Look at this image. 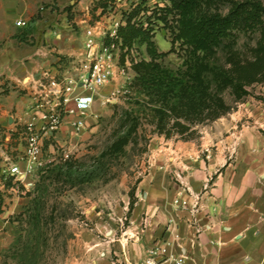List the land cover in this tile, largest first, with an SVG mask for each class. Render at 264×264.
I'll use <instances>...</instances> for the list:
<instances>
[{"label": "crops", "instance_id": "0c3cea01", "mask_svg": "<svg viewBox=\"0 0 264 264\" xmlns=\"http://www.w3.org/2000/svg\"><path fill=\"white\" fill-rule=\"evenodd\" d=\"M110 1L0 0V90L6 82L16 89L6 96L0 94V137L4 136L0 154L2 146L11 148V137L28 120L35 83L43 73L79 75L87 31L95 23L89 22V7L110 23L121 19L132 4L152 5L160 0H115L121 10L107 16L111 5L105 10L102 5ZM38 3L56 4L59 17L54 18L48 6L35 32L24 39L16 32L25 25L15 22L28 19ZM72 23L82 30L80 34L72 31ZM238 123L214 133L206 130L200 144L165 142L153 148L149 168L137 182L132 210L128 190L125 205L118 210L121 216L128 210L118 237L106 243L96 239L76 243L78 250L70 264H138L146 258L148 247L164 241L170 242L169 250L175 256H185L184 264H264V108L255 111L252 122ZM57 138L74 139L70 119ZM176 173L199 196L195 213L173 205L181 189L172 179Z\"/></svg>", "mask_w": 264, "mask_h": 264}, {"label": "rangeland", "instance_id": "374dc122", "mask_svg": "<svg viewBox=\"0 0 264 264\" xmlns=\"http://www.w3.org/2000/svg\"><path fill=\"white\" fill-rule=\"evenodd\" d=\"M230 1L246 0H219L216 2L217 8L226 12ZM260 1L264 4V0ZM118 4L106 10V15L118 13L121 10ZM156 4L168 2L160 0ZM48 6H52L54 18L59 17L60 8L56 4L38 3L28 19L21 18L26 20L25 26L18 28L16 33L24 39L30 38L29 35L35 32L36 22L43 18L42 12ZM89 11V22L93 23L102 16L91 7ZM113 20L106 26L109 27ZM152 26L156 50L165 53L157 60L161 66L175 75L189 69V49L179 42L172 45L168 26L161 23H153ZM71 29L79 34L82 31L76 23L71 24ZM260 36V31H235L232 48L234 61L244 64L254 60L253 48ZM131 53L128 55L129 62L131 58L150 60L144 43L136 42ZM228 55L226 49L218 47L207 59L212 70H207L205 74L211 80L212 91L216 90V83L222 80L219 73H225L230 79L218 91L229 110L215 119L206 116L196 120L183 135L175 132L171 137H165L156 132L153 109L159 105L158 98L133 86L136 75L130 68H125L123 74L117 72L114 79L95 93L85 129L74 139L61 140L65 145L62 149L69 153V157L64 160L59 156L62 150L57 151L54 162L36 170L24 183L14 182L13 179L10 181L9 178V167L23 154L25 147L21 135H13L11 148L2 146L4 152L0 154V195L3 198L0 211V264H70L71 256L78 250L76 243L93 242L94 239L102 243L111 241L112 237L120 234V226L127 223L125 215L128 210H124L122 216L118 210L121 211L125 205L123 199L127 190L129 196V192L136 190L137 182L147 172L153 148L165 142L178 144L190 141L200 144L206 130L214 133L217 128H225L236 121H239V125L245 121L252 122L255 111L264 108V81L246 84L244 88L247 94L236 98V72L230 69ZM119 62L120 57L116 59V64ZM2 88L0 94L4 96L16 90L7 82ZM18 93L23 94L24 90H18ZM128 115L138 121L136 133L131 134V140L123 151L111 154L108 152L110 146L125 135L131 125ZM180 120L189 125L184 118ZM186 135L190 136L189 139H184ZM2 142L4 136L0 137ZM45 154L52 156L51 152ZM5 155L9 156L7 160H4ZM180 173L172 174V179L181 186L177 175L183 182L184 178ZM112 230L115 231L113 234L110 233ZM81 231L88 235L82 237Z\"/></svg>", "mask_w": 264, "mask_h": 264}, {"label": "trees", "instance_id": "16d2710c", "mask_svg": "<svg viewBox=\"0 0 264 264\" xmlns=\"http://www.w3.org/2000/svg\"><path fill=\"white\" fill-rule=\"evenodd\" d=\"M163 1L168 4L151 6L143 1L132 4L122 12V23L115 37L105 41L118 44L121 63L124 62L125 56L133 51L136 42L146 44L150 60L131 58L130 68L136 75L132 83L134 87L157 96L159 105L153 109L156 132L171 137L175 132L182 135L188 132L196 120H202L206 116L215 119L229 110L218 91L230 79L225 73H219L222 80L216 83V90L212 91L211 80L205 74L207 70H212L207 59L218 47L229 52L230 69L236 72V98L247 94L244 88L246 84L264 81V4L260 0L230 1L228 10L222 12L216 5L219 0ZM114 2L115 0H111L103 3V10L107 9L108 5L112 7ZM153 23L169 27L172 45L179 42L189 49V69L182 74H173L157 61L165 53L156 50ZM240 30L261 33L253 48L254 60L244 64L234 61L232 57L235 31ZM180 118L187 120L189 125L183 123ZM127 119L131 121V125L127 133L117 138L110 146L108 152L111 154L123 151L131 140V134L136 133L138 121L129 115ZM189 137L186 135L184 139ZM9 178L10 181L14 179L13 176ZM134 191L129 192V211L134 206ZM2 202L0 195V211Z\"/></svg>", "mask_w": 264, "mask_h": 264}, {"label": "built area", "instance_id": "2783aa9c", "mask_svg": "<svg viewBox=\"0 0 264 264\" xmlns=\"http://www.w3.org/2000/svg\"><path fill=\"white\" fill-rule=\"evenodd\" d=\"M121 23V19H114L108 27L104 20L99 19L89 28L84 42L85 58L81 61L77 77H57L46 71L35 83L30 116L19 131L25 141L23 154L8 171L14 182L24 183L36 170L54 162L59 150L63 152L59 156L67 159L69 153L62 149L65 145L57 138L64 122L70 119L72 136L77 137L86 127V118L92 111L98 89L114 79L117 72L123 74L125 68H130L127 55L123 63L116 64L120 47L112 41H105L115 37ZM15 24L22 26L25 21L19 19ZM46 152H51L52 156L47 157ZM177 176L181 189L173 199V205L195 213L199 196L190 191L180 175ZM169 246L168 241L153 244L147 248L146 258L138 264H164L167 261L184 264L185 256H175Z\"/></svg>", "mask_w": 264, "mask_h": 264}]
</instances>
